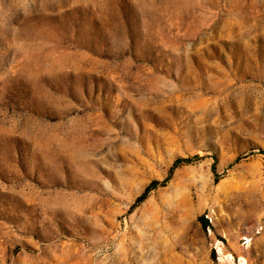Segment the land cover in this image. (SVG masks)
Instances as JSON below:
<instances>
[{
  "label": "rangeland",
  "instance_id": "obj_1",
  "mask_svg": "<svg viewBox=\"0 0 264 264\" xmlns=\"http://www.w3.org/2000/svg\"><path fill=\"white\" fill-rule=\"evenodd\" d=\"M0 264H264V0H0Z\"/></svg>",
  "mask_w": 264,
  "mask_h": 264
},
{
  "label": "trees",
  "instance_id": "obj_2",
  "mask_svg": "<svg viewBox=\"0 0 264 264\" xmlns=\"http://www.w3.org/2000/svg\"><path fill=\"white\" fill-rule=\"evenodd\" d=\"M175 165H176V163H175ZM149 187L146 189V191H145V193L142 195V196H140L139 197V201H141V200H143L145 197H146V195H147V192L149 191ZM204 224L206 225V224H208V222H207V220L205 219V221H204Z\"/></svg>",
  "mask_w": 264,
  "mask_h": 264
}]
</instances>
